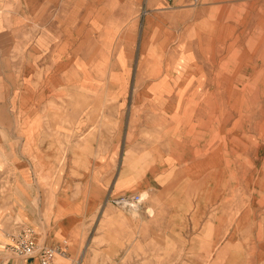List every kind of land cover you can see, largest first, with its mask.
<instances>
[{
  "label": "crops",
  "instance_id": "0c3cea01",
  "mask_svg": "<svg viewBox=\"0 0 264 264\" xmlns=\"http://www.w3.org/2000/svg\"><path fill=\"white\" fill-rule=\"evenodd\" d=\"M192 1L0 0V264H40L7 247L20 223L33 226L42 244L67 246L81 264H114L124 233L100 227L108 218L93 219L114 176H143L135 184L154 186L151 205L165 201L160 219L171 221L166 229L180 241L185 231L170 217L185 212L200 223L191 238L203 240L206 177L215 178V193L239 187L246 197L236 206L249 224L232 225L234 259H226L221 231L214 233V264H264V168L189 166L205 161L204 153L190 159V145L218 151L221 133L232 148L228 160L237 152L252 162L254 150L251 130L242 140L231 119L221 120L220 84L230 78L215 61L220 19L209 3ZM156 222L148 237L155 241ZM141 225L132 218L138 239ZM86 231L94 233L87 239ZM188 248L192 262L204 264L202 246ZM161 255L151 250L149 264Z\"/></svg>",
  "mask_w": 264,
  "mask_h": 264
},
{
  "label": "rangeland",
  "instance_id": "374dc122",
  "mask_svg": "<svg viewBox=\"0 0 264 264\" xmlns=\"http://www.w3.org/2000/svg\"><path fill=\"white\" fill-rule=\"evenodd\" d=\"M172 1L173 0H165V2L169 4L172 3ZM200 2L201 0L192 1L193 4H198ZM203 2L211 5L214 10L215 20L217 18L220 19L221 49L220 56H218L215 61L220 62L219 69L221 74L228 79L230 78V80L227 81L223 80L220 84L221 120L231 119L229 124L231 130H233L237 138L241 137L242 140L244 138L248 139L244 134L251 130L252 135H250L249 139L252 138L251 143L254 150L252 153V162L246 161V163H242L239 157L240 154L237 152L233 156V160H228L229 156L232 158V148L226 143L228 138L221 133V138L224 139V142L219 147L218 151H216L217 146L211 144L204 146L203 151L200 146L199 149H197L196 145H190L192 147L188 149V153L191 156L190 159L204 153L205 161L202 166H196L198 165L197 162H190L189 166H193L194 164L195 166H193V168L204 167L206 170L218 169L220 167H247L254 168V170H256V168H264V0H203ZM130 100L131 96H129V98L125 97L124 103L128 104ZM109 104H116V100L110 98ZM110 115L116 116L117 114L114 113ZM189 140L194 141L195 139L189 138ZM219 155L221 157L220 161L216 159ZM214 157L215 159H213ZM260 178L264 179L262 177ZM260 178L254 177L257 185L260 184L258 183V179ZM139 179L143 180L144 177H110V192L93 210V219L95 222H99L101 218H108L110 221V223L100 227L103 229H114L118 227L121 229L119 233H124L121 242L122 246L120 245L121 250L118 252L119 255L115 258L114 264H149L150 251L152 250L154 253L157 249H160L162 254L165 253L166 256H158L156 264H194L192 261L195 258L192 257V251L188 247L191 245L197 246V244H199L200 248L201 246L203 248L204 264H214L213 254L215 248L217 247L216 251L219 250V248L216 246V242L213 241V236L218 230L221 231L222 236L224 235L221 243L222 247H225L224 249L228 253L226 259H234L235 242L231 239L234 233H230L232 225L237 224L242 227L245 226L246 223L249 224V218L242 215L245 209L236 206L239 200H243V198L246 197V194L241 192L239 187L231 193H215L209 191L211 190L209 184L215 178L206 177V192L203 194L205 205L204 225L201 226V228H203V234L201 235L203 240L198 241L196 237L195 239L191 238L190 230L195 229L194 231H196L197 228L199 229L200 223H197L198 218L195 213H190L188 217L185 215V212L183 215L169 216L174 222L172 228H182L185 231L184 239L180 241L176 240L177 237L175 234L168 232V230L170 231L171 229V221L165 224V220L160 219L165 217V214L169 211L164 206L165 201H161V203L158 201L157 208L151 205L154 204L151 203L154 202L152 201L154 200L153 196L155 190L152 188L154 186L144 181L140 184H135ZM232 179L234 180V184L237 182L240 184L239 181L242 178ZM155 181L156 179H153L152 183L154 184ZM242 181L243 180H241V182ZM118 183L119 186L122 185V187L120 186V190L117 191L116 188ZM132 193L141 194L143 199L140 203L131 206L129 209L115 201L122 195ZM171 203L174 202H170V205H173ZM240 216L244 217L240 218ZM138 217L141 218L142 222L140 239L133 233L131 226L132 218ZM149 218L152 223H154L155 220H157L156 223H159L157 224V241L148 239L149 232L153 228L152 223L150 225ZM127 220L130 222L128 225L126 223ZM180 220L185 223L176 222ZM191 221L193 224H189ZM160 222L164 224H160ZM176 223L178 224L175 225ZM202 223L203 222H201V224ZM186 225L188 226L186 227ZM19 226L26 225L21 223L16 224V226L11 228L10 232H15ZM186 228H188L187 231ZM241 231L242 232L239 233L242 234V237L250 235L249 231ZM93 233L94 231H90L89 233L86 231V238H90ZM94 240L97 241L99 239L95 238ZM6 242L8 247V244L11 242L10 235ZM63 247L65 253L57 254V264H81L78 256L68 255L67 246ZM229 254L233 255L229 256ZM188 260L189 262L187 263Z\"/></svg>",
  "mask_w": 264,
  "mask_h": 264
},
{
  "label": "built area",
  "instance_id": "2783aa9c",
  "mask_svg": "<svg viewBox=\"0 0 264 264\" xmlns=\"http://www.w3.org/2000/svg\"><path fill=\"white\" fill-rule=\"evenodd\" d=\"M142 195L132 193L122 195L115 200L126 208H131L140 203ZM36 230L32 226H19L15 232L10 233L11 242L8 249L12 254L20 257H38L40 264H57V254L65 253L64 247L51 246L37 241Z\"/></svg>",
  "mask_w": 264,
  "mask_h": 264
}]
</instances>
